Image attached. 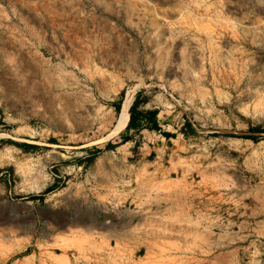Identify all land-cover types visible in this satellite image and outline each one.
Instances as JSON below:
<instances>
[{
	"label": "rangeland",
	"instance_id": "1",
	"mask_svg": "<svg viewBox=\"0 0 264 264\" xmlns=\"http://www.w3.org/2000/svg\"><path fill=\"white\" fill-rule=\"evenodd\" d=\"M143 90L168 97L169 130L185 113L195 133L85 158L125 132L119 93ZM250 126L264 0H0V264H262Z\"/></svg>",
	"mask_w": 264,
	"mask_h": 264
},
{
	"label": "crops",
	"instance_id": "2",
	"mask_svg": "<svg viewBox=\"0 0 264 264\" xmlns=\"http://www.w3.org/2000/svg\"><path fill=\"white\" fill-rule=\"evenodd\" d=\"M139 90V89H138ZM144 90L140 93L139 92V100L141 102L138 105V109L141 110L142 112L145 111H151L156 109L157 114L155 116L156 123L158 124L159 129H152L150 128V123L147 122L145 118L139 119V124H140V129H128L127 131L124 132L125 136H128L129 139L125 143L121 144H127L131 143L132 146L130 147H135L140 149L141 153L143 154H151L154 153L156 150L159 148H163L166 150L168 146L170 145L169 143H172L173 137H165L161 134V131H166L170 133L176 132V129H174L175 126H177V129L182 126L183 122L187 118L186 114H182V121L180 122L179 125L174 124L175 126H171L173 130H169L170 124L168 122L171 121L169 118V115L173 112V109H171L170 104H169V99L166 95H160L157 97H152V98H142L144 95ZM156 100H158V104H156ZM176 137V135H175ZM153 139V141H151ZM156 139V142L154 141ZM120 146V145H119ZM117 146V147H119ZM115 147V148H117ZM145 157L140 158V160H144ZM123 160V159H121ZM124 160L128 161V158H125ZM139 161V160H138ZM251 224V222H250ZM254 227H252V230L255 233L258 232H264V219L259 220V221H254ZM113 233H109L108 231L105 232L104 237L105 238H113L112 236ZM264 238V236H263ZM262 264H264V258L262 260Z\"/></svg>",
	"mask_w": 264,
	"mask_h": 264
},
{
	"label": "trees",
	"instance_id": "3",
	"mask_svg": "<svg viewBox=\"0 0 264 264\" xmlns=\"http://www.w3.org/2000/svg\"><path fill=\"white\" fill-rule=\"evenodd\" d=\"M124 92L121 91L119 93V99L116 102H112V105L114 107V109L116 110V112H119L120 114V107H121V101L123 98ZM141 102V100H139V92H137L135 94V97L131 103V105L129 106L128 112H129V119L128 122L125 126L124 131H127L128 129L132 128V129H140V124H139V119L145 118L147 120V122L150 123V128L152 129H159L158 124L156 123V119L155 116L157 114V110H151V111H145L142 112L141 110L138 109V105ZM119 116V115H118ZM189 130L191 133H195V129L191 126V123L188 121V119H185V121L182 124V133H186V131ZM249 133H244L239 135L238 137L244 138V139H251V140H256L257 136L253 135L252 132H264V128H260L258 126H250L248 128ZM161 134L165 137H173L174 133H170V132H166V131H161ZM129 137L124 135V132H120L119 133V141L117 142H111L108 141L105 146L104 149H94L93 152L89 155L86 156L85 158H88L89 160H93L100 152H102L103 150H107V149H114L115 147L125 143L126 141H128ZM15 144H17L16 142H14ZM19 145V144H17ZM29 144H22L23 147H28ZM138 148L134 147V150ZM49 189H45V192H48ZM44 192V193H45ZM39 194V195H34L31 196L32 198H36L38 197L39 199L43 198V195Z\"/></svg>",
	"mask_w": 264,
	"mask_h": 264
},
{
	"label": "bare ground",
	"instance_id": "4",
	"mask_svg": "<svg viewBox=\"0 0 264 264\" xmlns=\"http://www.w3.org/2000/svg\"><path fill=\"white\" fill-rule=\"evenodd\" d=\"M133 97H134V93L130 94V95H127V97L125 98L124 102H123V105H122V108H121V112H120V120H123L127 113H128V109H129V106L133 100ZM119 118V116H118Z\"/></svg>",
	"mask_w": 264,
	"mask_h": 264
},
{
	"label": "water",
	"instance_id": "5",
	"mask_svg": "<svg viewBox=\"0 0 264 264\" xmlns=\"http://www.w3.org/2000/svg\"><path fill=\"white\" fill-rule=\"evenodd\" d=\"M122 106V105H121ZM121 110V109H120ZM119 133V132H118Z\"/></svg>",
	"mask_w": 264,
	"mask_h": 264
}]
</instances>
